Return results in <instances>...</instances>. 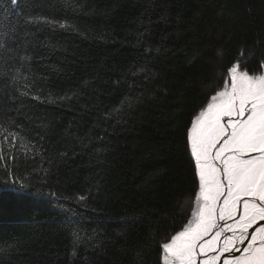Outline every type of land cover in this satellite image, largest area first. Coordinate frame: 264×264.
Instances as JSON below:
<instances>
[{
    "label": "trees",
    "instance_id": "1",
    "mask_svg": "<svg viewBox=\"0 0 264 264\" xmlns=\"http://www.w3.org/2000/svg\"><path fill=\"white\" fill-rule=\"evenodd\" d=\"M35 4L55 23L0 0V71L21 70L0 76V264H162L200 185L194 118L234 64L264 70V0Z\"/></svg>",
    "mask_w": 264,
    "mask_h": 264
},
{
    "label": "snow or ice",
    "instance_id": "2",
    "mask_svg": "<svg viewBox=\"0 0 264 264\" xmlns=\"http://www.w3.org/2000/svg\"><path fill=\"white\" fill-rule=\"evenodd\" d=\"M8 2L16 9L23 7L27 10L28 14L24 15L26 23H55L45 16L31 14V9L37 6L35 0H24L22 6L21 0ZM11 12L12 8H5L6 15ZM17 15H23V12H17ZM15 31L13 26L7 32H0V49L10 50L7 41L15 40ZM11 59L15 60V57ZM20 59L27 61L29 58L24 56ZM239 59L244 61L243 51L239 53ZM238 67L239 64H234L228 70L231 74V91L225 89L213 95L191 129L203 204L202 211L196 214L194 227H185L161 245L173 264H196L198 253L204 254L202 264H217L224 253H228L230 258L224 259L223 264H264V75L253 78L247 72L238 73ZM20 72L15 64H10L7 71H0V76L5 78V88L9 83L14 85L18 81ZM224 117L230 119L222 123ZM15 126L22 129L21 125ZM15 135L9 133L3 139L8 140L9 136L14 139ZM218 144L221 146L216 149ZM213 149H216L215 154ZM216 161H220V166ZM5 175L9 177L8 183L20 188L27 187L11 178L12 173L7 169ZM221 196L225 197L222 202ZM78 199L82 201L86 197L80 196ZM237 215L239 219L235 224L218 226L216 223L217 216L219 220H233ZM257 221L260 223L249 235V228ZM237 227L240 229L239 236L235 235ZM214 228L217 231L212 239L205 240L204 237ZM225 230L233 235L227 236L217 251L220 236ZM98 238L94 231L85 236V239ZM245 241L248 243L245 244ZM209 252L216 254L209 257ZM237 252L241 254L236 255Z\"/></svg>",
    "mask_w": 264,
    "mask_h": 264
},
{
    "label": "rangeland",
    "instance_id": "3",
    "mask_svg": "<svg viewBox=\"0 0 264 264\" xmlns=\"http://www.w3.org/2000/svg\"><path fill=\"white\" fill-rule=\"evenodd\" d=\"M242 72H246V71H243V70H241V69L238 67V73H242ZM229 74H230V73H229ZM248 75H249L250 77L255 78V77H258V76H260V75H264V70H263L262 73L257 74V75H252V74H249V73H248ZM231 87H232V81H231V74H230V77H229L228 81L225 83L224 87H223L221 90H219V91H222V90H225V89H227L228 91H231ZM219 91H218V92H219ZM214 95H215V94H214ZM210 101H211V99H210ZM210 101H209V102H210ZM209 102H208V103H209ZM206 108H207V105H206V107H205L204 109H202L201 111L205 110ZM201 111H200V112H201ZM199 114H200V113H199ZM199 114H198V115H199ZM198 115H197V116H198ZM197 116H196V117H197ZM196 117L194 118V121H193V124H192V126H191V129L193 128V125H194V123H195V121H196ZM228 119H230V118H229V117H224L223 120H222V123H226ZM191 129H190V146H191L192 154H193V156H194V158H195V161H196L197 172H198V176H199V167H198V163H197V160H196L195 154H194V152H193V150H192V141H191L192 133H191ZM222 143H223V141H221V144H222ZM220 146H221V145L218 144V145L216 146V149H218ZM216 149H213V150H212V151H213V154H215ZM251 155H256V154H251ZM215 163L217 164V166H220V161H216ZM224 191H225V194H226L227 189L225 188ZM198 197H200V185H199V189H198L197 197H196V199H195V201H194V206H193V208H192L191 216H190L188 222H190L191 218L193 217L194 210H195V207H196V201H197ZM200 198H201V197H200ZM224 198H225L224 196H221V197H220V201L222 202V201L224 200ZM202 204H203V203H202ZM200 210L202 211V207H201ZM215 219H216V223H217L218 226H219V225H232V224H235L236 221L239 219V215H237V216L235 217V219H233V220H219L218 216H217ZM188 222L185 224V226H184L182 229H185L186 225L189 224ZM257 222H258V221H257ZM253 225H254V224H253ZM253 225H252V226H253ZM182 229H181V230H182ZM212 231H213V232H212ZM212 231H211L208 235L205 236L206 238L204 237L205 240H210V239H212V237L214 236V234H215V232L217 231V229L214 228V229H212ZM178 232H179V231H178ZM239 234H240V229L237 227L235 235H236V236H239ZM232 235H233V233H232L231 231H227V230H225L224 232H222V234H221V236H220L219 244L217 245V251H218L219 247L223 244L224 239H225L227 236H232ZM166 242H167V241H166ZM164 243H165V242H164ZM200 243H203V241H201ZM197 247H199V245H197ZM214 254H216V252H209L208 256L210 257L211 255H214ZM224 254H225V253H224ZM240 254H241V253H239V254H237V255H240ZM201 255H202V253H198V254H197L196 264H202V261H203V259H204L205 257H204V254H203L202 257H201ZM221 257H222V256H221ZM164 259L167 261V264H173V261H172L170 255L167 253L166 250H165V257H164ZM217 264H219V261L217 262Z\"/></svg>",
    "mask_w": 264,
    "mask_h": 264
},
{
    "label": "bare ground",
    "instance_id": "4",
    "mask_svg": "<svg viewBox=\"0 0 264 264\" xmlns=\"http://www.w3.org/2000/svg\"><path fill=\"white\" fill-rule=\"evenodd\" d=\"M202 203H203V200L202 198L198 197L197 201H196V207H195V210H194V214H193V217L191 218L190 222H188L189 224L186 225L187 228H192L194 227V221L196 220V214L198 212H200L201 210V207H202ZM184 229L180 230V231H183ZM165 257V250H163V255H162V264H167V261L164 259ZM226 258H230V256H226L224 259ZM223 259V260H224ZM223 264V262L221 263Z\"/></svg>",
    "mask_w": 264,
    "mask_h": 264
},
{
    "label": "water",
    "instance_id": "5",
    "mask_svg": "<svg viewBox=\"0 0 264 264\" xmlns=\"http://www.w3.org/2000/svg\"><path fill=\"white\" fill-rule=\"evenodd\" d=\"M259 223H260V222L258 221L256 224H254L253 226H251V227L249 228V232H248L249 235H251V234L253 233L254 229L257 227V225H258ZM247 243H248V241H245V244H247ZM239 253H240V252H237L236 255L239 254ZM226 256H229V254H228V253H225V254L222 255L221 260L219 261V264H221V263L223 262V259H224Z\"/></svg>",
    "mask_w": 264,
    "mask_h": 264
},
{
    "label": "flooded vegetation",
    "instance_id": "6",
    "mask_svg": "<svg viewBox=\"0 0 264 264\" xmlns=\"http://www.w3.org/2000/svg\"><path fill=\"white\" fill-rule=\"evenodd\" d=\"M213 232V231H212ZM206 238V237H205ZM209 254V253H208ZM203 256V254L201 255V257Z\"/></svg>",
    "mask_w": 264,
    "mask_h": 264
}]
</instances>
